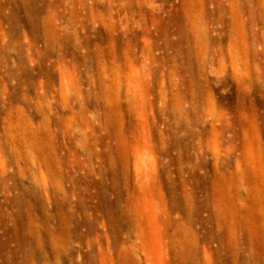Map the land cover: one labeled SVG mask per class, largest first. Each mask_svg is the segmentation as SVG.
<instances>
[{
	"label": "rangeland",
	"instance_id": "rangeland-1",
	"mask_svg": "<svg viewBox=\"0 0 264 264\" xmlns=\"http://www.w3.org/2000/svg\"><path fill=\"white\" fill-rule=\"evenodd\" d=\"M0 264H264V0H0Z\"/></svg>",
	"mask_w": 264,
	"mask_h": 264
}]
</instances>
